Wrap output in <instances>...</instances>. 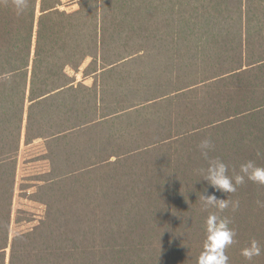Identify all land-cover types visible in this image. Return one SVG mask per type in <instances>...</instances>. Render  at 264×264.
Instances as JSON below:
<instances>
[{
    "label": "trees",
    "instance_id": "obj_1",
    "mask_svg": "<svg viewBox=\"0 0 264 264\" xmlns=\"http://www.w3.org/2000/svg\"><path fill=\"white\" fill-rule=\"evenodd\" d=\"M88 59L91 85L68 72ZM205 137L229 175L264 166V0H27L19 15L0 0V264H197L218 212L201 194L238 201L218 212L229 264H264L241 254L264 248V185L211 188ZM35 143L46 215L11 240Z\"/></svg>",
    "mask_w": 264,
    "mask_h": 264
},
{
    "label": "clouds",
    "instance_id": "obj_2",
    "mask_svg": "<svg viewBox=\"0 0 264 264\" xmlns=\"http://www.w3.org/2000/svg\"><path fill=\"white\" fill-rule=\"evenodd\" d=\"M16 13L21 14L27 7V0H12ZM198 149L201 156L207 161V167L200 169L202 178L215 191L234 193L239 185L245 183L246 179L259 185H264V166H259L253 160L242 163L239 172L229 175V167L222 158H210L209 153L214 150V144L210 137L203 138ZM199 199L205 209L215 208L223 212L231 203L233 207L238 206V201L218 199L215 194H201ZM264 206V202L257 201ZM218 212L210 213L205 220V233L203 249L200 252L197 264H229L226 249L234 243L236 232L229 225L228 217H222ZM264 248L256 239H252L248 246L241 250L242 256L248 261L261 255Z\"/></svg>",
    "mask_w": 264,
    "mask_h": 264
},
{
    "label": "rangeland",
    "instance_id": "obj_3",
    "mask_svg": "<svg viewBox=\"0 0 264 264\" xmlns=\"http://www.w3.org/2000/svg\"><path fill=\"white\" fill-rule=\"evenodd\" d=\"M78 5L68 6V10H74ZM88 59L81 67L80 72L68 69L70 75L75 76L77 81H84L91 85L93 76L85 77L84 69L90 63ZM43 146L41 143H35L29 146L23 145L18 157L17 185L13 201L12 222L10 227V237H13L23 231H27L37 225L46 215V206L36 202L31 196L36 191L34 183L30 180L39 172L47 170V162L36 160L42 154ZM8 252H10L8 250Z\"/></svg>",
    "mask_w": 264,
    "mask_h": 264
}]
</instances>
